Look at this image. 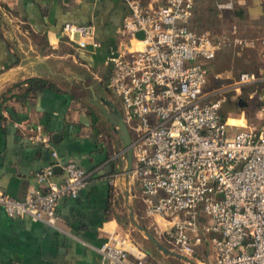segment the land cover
<instances>
[{"label": "built area", "instance_id": "1", "mask_svg": "<svg viewBox=\"0 0 264 264\" xmlns=\"http://www.w3.org/2000/svg\"><path fill=\"white\" fill-rule=\"evenodd\" d=\"M126 3L118 46L106 59V86L120 102L131 138L130 175L139 184L144 215L170 223L159 228V236L183 255H193L200 237L213 233L215 254L208 264H264V84L257 127L236 128L220 114L224 90L264 77L240 72L227 86L215 84L216 74L214 86L207 89L202 62L222 47L252 46V39L238 35L235 26L219 34L194 31L189 26L194 0ZM94 30L92 22H66L60 36L94 50ZM31 139L49 147L40 134ZM50 155L56 158L53 149ZM54 166L64 174L61 182L52 180ZM34 178L38 187L21 199L0 191V207L10 217L28 216L59 229L58 199L75 198L88 174L72 161L51 162ZM95 249L103 264H150L131 257L113 238Z\"/></svg>", "mask_w": 264, "mask_h": 264}, {"label": "crops", "instance_id": "2", "mask_svg": "<svg viewBox=\"0 0 264 264\" xmlns=\"http://www.w3.org/2000/svg\"><path fill=\"white\" fill-rule=\"evenodd\" d=\"M153 1L162 0L137 3ZM127 12L126 0H0V94L9 89L6 98L0 99L4 118L0 124V191L21 199L38 187L34 173L51 162L72 161L88 174L75 198L58 199L59 229L28 216L10 217L0 207V264H103L95 247L110 238L121 241L131 257L157 262V253L144 252L120 228L118 191L125 194L122 201L128 204L129 221L130 208L134 221L136 216L146 221L147 230L155 224L154 233L160 237L158 222L166 219L144 215L139 184L131 175L126 179L123 172L125 161L117 133L90 96L92 90L120 113L119 100L106 86L110 71L106 59L118 46V30ZM66 22H92L98 47L80 49L65 40L60 30ZM226 25L237 26L239 34L240 27L252 33V46H232L227 52L237 59L255 55L258 64L253 71L264 75V0H194L190 28L219 34ZM210 61L202 60L205 66ZM31 77L48 84L24 99L15 97L25 84H20L21 90L14 84ZM37 134L48 140L49 147L31 139ZM63 178L61 169L54 166L52 180ZM214 236L205 233L194 246L196 251L207 245L209 262L215 254L210 240ZM193 255L187 257L203 264L198 253ZM173 264L187 263L173 258Z\"/></svg>", "mask_w": 264, "mask_h": 264}, {"label": "rangeland", "instance_id": "3", "mask_svg": "<svg viewBox=\"0 0 264 264\" xmlns=\"http://www.w3.org/2000/svg\"><path fill=\"white\" fill-rule=\"evenodd\" d=\"M135 1L144 3L147 0H135ZM231 27L232 25L222 26L218 32L223 33L229 30ZM235 28L239 29L237 26H235ZM208 29L214 30L213 27H208ZM240 29L242 30V32L241 34L239 33L238 34L241 35L242 37L249 38L250 36H253L252 33H248L249 31L248 29L243 27H240ZM231 47L232 46L220 48L217 52V55H215L212 61H210L208 65H206L208 71V81H209L208 84L212 85L215 83L213 76L216 74L219 75V79H218L219 82L215 84H221L227 86L233 83V81L237 78L240 72L249 71V72H253L255 76L259 75L257 69L256 71H253L255 70V65L258 64L255 55L251 54L248 57H241L238 59L232 58L227 52V49H230ZM240 47H245V46H240ZM237 63L243 64V66L241 67V65H237ZM261 75L264 76L263 74ZM263 84L264 81L258 80L249 84L240 85L236 90L232 88H230L229 91L224 90L225 101L220 105L221 116L224 118V120L231 125H243L245 122V125L247 126L257 127L262 119L260 95ZM228 115H235V116L225 118V116ZM123 198H125V194L118 191V195H117L118 204L116 208L120 211V216L122 217V221H123L122 223L123 227L121 226L120 228L127 230L128 231L127 234L131 235V238L134 241L138 242L140 247H147L151 249V251L157 253L155 257L157 263L173 264V258H168L167 256L158 252L155 248H153L152 244L129 221L128 208H127L128 204L126 203V205H124L122 201ZM135 220L140 225L146 223V221L143 222V220L139 219L138 216H136ZM159 221L160 222L158 223L160 229L167 228L170 225V223L164 221L161 218ZM154 226L155 224L148 227V232L152 235L155 234L153 230ZM154 236H156V238L167 248L177 251L176 249H172L169 246V244H166L160 237H158V234H155ZM195 253L199 254L200 260L202 261L203 264L209 263L207 259L210 258L209 256L210 254L208 252L206 244L199 246V248L195 251Z\"/></svg>", "mask_w": 264, "mask_h": 264}, {"label": "water", "instance_id": "4", "mask_svg": "<svg viewBox=\"0 0 264 264\" xmlns=\"http://www.w3.org/2000/svg\"><path fill=\"white\" fill-rule=\"evenodd\" d=\"M135 36L141 38V32H137ZM90 96L92 103L101 110L103 115L108 119V121L111 123V125L113 126L114 130L117 133L121 145L120 154L122 155L125 161L123 172L125 173L127 179V177L130 175L132 168V150H131V138L127 130L126 124L124 123L121 114L118 111L113 110L111 108V104L107 100L98 97L92 90ZM129 214H130V221L132 222L134 227L144 235V237L153 245V247L158 252H160L165 256H170L175 259H180L186 262L187 264H196L186 255H183L182 253L167 248L154 235L150 234L143 225H140L139 223L134 221L132 219V211L130 208H129Z\"/></svg>", "mask_w": 264, "mask_h": 264}, {"label": "trees", "instance_id": "5", "mask_svg": "<svg viewBox=\"0 0 264 264\" xmlns=\"http://www.w3.org/2000/svg\"><path fill=\"white\" fill-rule=\"evenodd\" d=\"M18 62V58H15L14 63ZM25 84V87L23 88L22 92L20 94H16L14 95L17 98H21L24 99L29 95L34 94L37 90H40L41 88H43L44 86H46L48 84L47 80L42 79V78H36V77H31V78H27L24 81H22L21 83H16L14 84V86L19 87V89L21 90L22 88H20V84ZM9 92V89H7L6 91L2 92L0 94V99L6 98L5 94ZM4 120V118L2 117L1 113H0V124L2 123V121ZM153 246V245H152ZM154 248V247H153ZM144 252L147 253H151L154 254L155 252L151 251V249L147 248V247H142ZM156 257V256H155ZM146 262L150 263V264H159L157 262H152L150 260H148V258L145 259Z\"/></svg>", "mask_w": 264, "mask_h": 264}]
</instances>
